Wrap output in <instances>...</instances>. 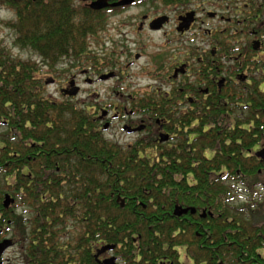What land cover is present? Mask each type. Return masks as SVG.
Instances as JSON below:
<instances>
[{
  "label": "trees",
  "instance_id": "obj_1",
  "mask_svg": "<svg viewBox=\"0 0 264 264\" xmlns=\"http://www.w3.org/2000/svg\"><path fill=\"white\" fill-rule=\"evenodd\" d=\"M8 1L16 15L10 24L14 43L44 60L79 56L85 35L101 26L98 14L74 10L68 0H52L51 6L46 0ZM248 4L244 30L259 31L263 49L249 62L254 51L247 42L241 58L250 76L256 74L247 88L251 95L246 103L249 111L258 108L262 133L264 0ZM39 70L0 49V124L4 128L0 131V240L8 233L21 235L16 241L22 244L24 261L97 264L94 250L113 244L124 264H158L162 255L176 264L173 248L198 238L195 231H201L200 225L206 235L205 228L211 225L216 242L222 241L221 227L228 229L225 243L235 241L229 248L235 260L240 256L243 264H264V203L243 205L244 213L226 203L233 195V182H245L253 195L263 181L264 162L245 155L256 142L254 131L237 127L226 131L217 126L203 131L208 121L202 117L192 147L139 142L122 146L106 138L93 114L79 109L74 101L47 96ZM222 103L218 100L217 105ZM220 111L213 113V124L224 123ZM5 195L14 200L8 207L3 206ZM176 206L210 212L213 217L207 214V219L218 221L208 224L202 219L201 224L192 225L195 215L184 220L174 214ZM220 219L230 221L222 224ZM236 229L243 239L240 231L231 234ZM240 241L241 249L236 246ZM203 253L192 252L194 264L209 260Z\"/></svg>",
  "mask_w": 264,
  "mask_h": 264
},
{
  "label": "flooded vegetation",
  "instance_id": "obj_2",
  "mask_svg": "<svg viewBox=\"0 0 264 264\" xmlns=\"http://www.w3.org/2000/svg\"><path fill=\"white\" fill-rule=\"evenodd\" d=\"M31 1L35 2V0ZM68 1L72 8L76 10L74 0ZM93 1L95 0H81L82 5H80L79 10L87 11L88 14L93 16L98 14L97 22L101 21V23L105 16L116 15V13H122L130 8L146 6L150 9H156H154L155 13L147 9L140 10L134 15L130 14V20L121 21L118 24L116 23L115 26H111L112 31L118 30L120 26H130V29H135L133 31L134 35L130 37L128 36V30L121 31L118 39L124 41L122 49L117 51L115 46H110L111 49H108L106 56L102 58L100 53L106 47L102 46L103 49H97L100 51L99 54H96L98 51H92L95 52L92 53L89 50L91 48L89 44L90 37H97L99 43L102 41L103 45H107L106 40L112 43L115 39L112 37L107 39L105 35L100 39L98 33L101 26L95 27L93 32L86 34L83 39L84 50L79 56L86 57L85 59L88 60L91 66L81 68L79 74L69 75V78L65 81L66 83L58 87L57 90L62 100L74 101L79 109H85L93 114V119L97 120L104 135L113 129L115 123L121 124L122 131L129 136H134V138L126 144H119L112 139L109 140L122 146H135L139 142L142 146L187 145L192 147L197 138V129L202 123L200 122L202 117H205L208 121L203 126V131L211 132L215 126L223 130L226 129V131L227 129L234 130L236 127L248 132L251 130L255 132L256 142L251 148L247 149L245 155L248 157L254 156L261 161L256 156V152L264 148V131L261 133L259 130L260 112L258 108H255L254 111L247 110L249 109L247 107L249 103H246L247 95H251L247 88L251 84V77L256 74L254 72L250 76L249 67H244V58H241V56L244 55V49L249 45L250 51H254L253 58L249 62L255 61L254 58H257L255 56L257 53L259 55L261 49H263V37L258 34L259 31L254 27H250L248 32L244 30V13L245 10H249L248 2L243 1L242 11H239V7H236L237 9L234 11L236 16H234L228 13V7H225L223 13V9L220 11H203V7L199 9L202 1L193 5L190 0H106V6L100 9H92L89 4ZM46 3L51 6L52 0H46ZM161 4L169 10L158 11L161 7H157ZM239 14L242 15L241 18H239ZM158 18H162L161 22L156 21ZM206 19L217 20V23L210 26ZM143 33H158L161 34L163 39L161 43H157L156 52L151 53L152 57H149L156 64L155 69L149 71L158 81V85L135 87L134 90L132 89L128 93H126V87H122L121 84L115 85L111 89V94H108V98H113L112 102L104 100L103 96L101 97L97 92L89 93L86 91V97H77L83 86L78 85L76 75L81 74L83 76L84 85L93 86L107 81L120 80L124 75L123 73H125L126 79L134 81L133 78L146 71L144 67L136 71L132 69L137 66V62L145 55L143 51L147 45L142 41ZM39 57L42 60L41 65L50 70L53 66H56L55 64L59 62L60 58L58 57L54 61L53 57L46 60L41 56ZM121 58H124V60ZM156 59L157 62H155ZM28 61L33 66H39L41 69L35 61ZM80 62L82 61L80 60ZM251 68L254 69V65ZM107 74H110L108 78H101ZM49 81L48 83H54L56 79L51 78ZM71 82H73V85L70 84ZM135 84L138 83H133V85ZM74 87H77L76 94L69 95L68 91ZM218 100L223 101L220 106L217 105ZM219 110L223 113L225 121L221 125L218 123L213 124V113ZM246 113L251 114V116L248 115V118H246ZM262 135L263 137H261ZM228 141L229 139L226 140V144H228ZM192 149L195 151V148ZM192 149L189 148L188 150ZM146 152L148 151L146 150ZM177 153L180 154L179 148ZM242 154L244 155V152ZM139 155L144 156L143 153H139ZM208 155L210 154L208 153ZM258 172L262 171L259 170ZM260 185H264V182L259 183L254 190ZM247 190L249 188L245 185V182L241 180L233 182L231 184L233 195L229 198V201L226 200L229 207L231 206V208L244 213L243 203L232 205V202L238 196V193L243 197L242 193ZM207 214L213 217L210 212L204 210L197 212L194 208L193 213L188 211L177 216H183L184 220H188V215H195L191 221L189 220L192 225L201 224L202 219L208 224L218 221L213 218L207 219ZM197 216L199 217L197 218ZM219 221L226 224L230 219H220ZM221 229L223 231L222 241L216 242L213 235L215 232L214 227L208 225L204 231L205 235L202 232L204 228L202 229L200 225L201 231H195L198 238L190 239L189 244L173 248L178 257L176 264H184L180 260L181 254L186 259L189 258L191 264H194L191 258L192 252H204L203 254L206 256L208 254L209 260H205L204 264L207 261L213 264V259L218 253L221 254L216 264H243L244 260L240 256H237V260H235L231 256L234 251H229L235 241L225 243L228 229H224L223 226ZM238 231L240 230H233L231 234L239 233ZM202 235L204 239L201 238ZM20 238H22L21 235L12 236L13 240L11 239L9 247L19 244L20 254H22V244L16 241ZM240 238H244L241 231ZM242 244L243 242L240 241L236 246L241 249ZM100 247L101 245L98 248ZM98 248L93 253L97 264H101L104 259L109 257H114L117 263L124 264L115 255L114 248L105 250L96 256ZM187 249H190V253L187 252ZM165 257V255H162L158 264H174ZM22 260V263L29 264L23 258Z\"/></svg>",
  "mask_w": 264,
  "mask_h": 264
},
{
  "label": "rangeland",
  "instance_id": "obj_3",
  "mask_svg": "<svg viewBox=\"0 0 264 264\" xmlns=\"http://www.w3.org/2000/svg\"><path fill=\"white\" fill-rule=\"evenodd\" d=\"M201 1H202V4L200 5L199 9L203 7L204 9L203 11H220L223 9L222 10V13H223V11H225L226 9L225 7H228L227 8L228 13L236 16V13L234 11L237 9L236 7H239V11H242L243 9L242 3L244 0H190V2L193 3V5ZM245 2H249V0H245ZM74 5H75L76 10H79L80 5H82L81 0H74ZM163 6L162 4L161 6L159 5L157 8L161 7V9H159L158 11H168L169 10ZM145 9L151 10V12L155 13L154 9L156 8L150 9L146 6H142L138 8H130L129 10L124 11L122 13H116V15L105 16V18L103 19L101 23L100 32L98 33L99 37L100 39L103 35H105L107 39L112 37L115 39L114 40L115 42L113 41L112 43L114 44L112 45V43H110L109 40H106L107 45H103L102 41H100L99 43V40L97 39V37H94V38L90 37L89 44L92 49L89 47L90 48L89 50L91 52L98 51L96 52V54H99L100 51L97 49L101 50L103 49L102 46L106 47V49L102 50V52L100 53V55H102L100 56L101 58L106 56L105 54L109 51L108 49H111L109 48L110 46L112 47L115 46V49H117V51L121 50L122 49L121 47H123L124 45V41H120L118 39L119 36L121 35V31L125 32L128 30L129 31L128 36L133 37L134 35L133 31L135 29H130V26H127V27L120 26L118 30L112 31L110 29L111 26H115L116 23L118 24L121 21L130 20L131 15H134V13L140 12V10H145ZM246 11L248 12V9L245 10L244 16L246 14ZM241 16L242 15L239 14V18H241ZM79 17L80 16H78L77 18ZM15 18H16V15H15L13 6L10 4V2L8 0H0V49H3L4 52H7L9 55H12V57H15L17 59L32 60L38 63L41 67V69L39 70L38 76L43 79V82L45 84L46 95L58 101L62 100L60 93L57 90L58 87L66 83L65 81L69 78L68 77L69 75L79 74L78 72L80 71L81 68L91 66V64L88 63V60L85 59L86 57L73 55V56L60 57L59 62L55 64L56 66H53L51 70L45 67L44 65H41L42 60L37 53H35L32 50H29L27 47H20L14 43L15 30L10 26V24H12L15 21ZM206 21L210 23L209 24L210 26L216 25L217 23V20L206 19ZM104 25H106L105 28H104ZM162 40L163 39L161 38V34H158V33L156 34H144L143 33L142 34V41L147 45L146 47H144V51H143L145 55L137 62V66H134L132 69L133 71H136L140 69L141 67H144L146 71L140 73L137 77L133 78L134 81H131L130 79H126L125 73H123L124 75L121 77L120 80L107 81L104 83H99L97 85L87 86V85H84L83 83V76H81V74L76 75L77 82L79 83L78 85L83 86L82 91L78 93L77 97L78 98L86 97L87 95L86 91H88L89 93L97 92L101 97L103 96L104 100L108 102H112L113 98H108L109 97L108 94H111V91H112L111 89L115 85L118 86L121 84L122 87H126V93L130 92L132 89L134 90L135 87L158 85V81L155 79L153 75L150 74L151 71L155 69V65H156L150 58L152 57L151 53L156 52L157 43H161ZM92 53H95V52H92ZM88 54L90 55V52ZM255 57H258V53ZM121 59L124 60V58H121ZM80 60L82 62L79 63ZM155 62H157V59L155 60ZM51 78L56 79V82L48 83L50 82L49 80ZM135 82L138 84L133 85V83ZM121 126H122L121 124L115 123L113 129L105 133V137L108 139L115 140L119 144H126L127 142H129L131 139L134 138V136H129L124 131H122ZM3 129L4 128L0 124V131H2ZM262 177H264V172H263ZM262 182H264V178ZM248 192L249 191L247 190L244 193H242L244 195L243 197L239 195L238 193L239 197L236 196L234 198L232 205H236L239 203H243V205H246V204L254 205L257 201L258 203L260 202L264 203V185H260L258 188L255 189V195L254 194L252 195L251 191L250 193ZM234 196H235V193H234ZM17 211L21 212V209H18ZM71 225L72 224H70V226ZM3 238L12 239V235L8 233ZM0 256H1L0 258L1 264H24L22 263L23 260H22V255L20 254L19 244L7 248L5 252ZM180 260L184 264H191L190 259L189 258L186 259L185 257L182 256V254L180 255Z\"/></svg>",
  "mask_w": 264,
  "mask_h": 264
},
{
  "label": "water",
  "instance_id": "obj_4",
  "mask_svg": "<svg viewBox=\"0 0 264 264\" xmlns=\"http://www.w3.org/2000/svg\"><path fill=\"white\" fill-rule=\"evenodd\" d=\"M13 1H20V0H13ZM124 2H129V1H124ZM119 4V3H118ZM90 7L92 9H100L104 6H106V0H95L93 2H91L90 4ZM162 18H158L156 19L157 22H161ZM110 76V74H107V75H104L103 77H101L102 79L103 78H108ZM71 85H73V82L70 83ZM77 92V87H74L72 90L68 91L69 95H75ZM256 156L260 158L261 161H264V148H262L261 150H259L258 152H256ZM13 202V199L11 197H9V195H5L4 197V200H3V206L4 207H8L9 204ZM121 205H123V200L121 201ZM190 211V213H193L194 212V208H182L181 206H176L174 208V214L175 215H181L182 213H186ZM204 215V214H203ZM11 244V240L9 239H3L1 242H0V254L3 253V251L9 247ZM114 248V245H104L102 246L101 248H99L97 250V253H96V256L105 251V250H112ZM101 264H118L116 263L115 261V258L114 257H109V258H106L104 259Z\"/></svg>",
  "mask_w": 264,
  "mask_h": 264
}]
</instances>
